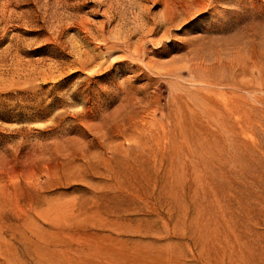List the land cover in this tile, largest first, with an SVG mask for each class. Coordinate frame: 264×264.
I'll use <instances>...</instances> for the list:
<instances>
[{
	"label": "rangeland",
	"instance_id": "1",
	"mask_svg": "<svg viewBox=\"0 0 264 264\" xmlns=\"http://www.w3.org/2000/svg\"><path fill=\"white\" fill-rule=\"evenodd\" d=\"M0 264H264V0H0Z\"/></svg>",
	"mask_w": 264,
	"mask_h": 264
},
{
	"label": "bare ground",
	"instance_id": "2",
	"mask_svg": "<svg viewBox=\"0 0 264 264\" xmlns=\"http://www.w3.org/2000/svg\"><path fill=\"white\" fill-rule=\"evenodd\" d=\"M172 1V0H171ZM172 3V2H171ZM175 3V2H174Z\"/></svg>",
	"mask_w": 264,
	"mask_h": 264
}]
</instances>
